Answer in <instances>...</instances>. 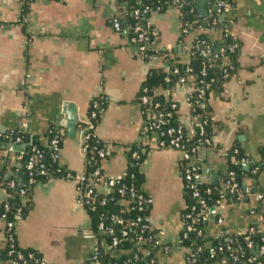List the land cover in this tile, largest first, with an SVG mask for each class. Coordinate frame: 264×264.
I'll list each match as a JSON object with an SVG mask.
<instances>
[{
	"label": "crops",
	"instance_id": "crops-1",
	"mask_svg": "<svg viewBox=\"0 0 264 264\" xmlns=\"http://www.w3.org/2000/svg\"><path fill=\"white\" fill-rule=\"evenodd\" d=\"M197 8L204 22L216 14L207 1ZM126 10V3L116 7L114 0H0V173L8 179L15 172L22 180L19 154L33 141L47 147L51 128L61 137L60 167L72 174L84 172L83 126L90 121L92 100L105 95V112L92 132L108 152L101 170L108 178L124 177L128 148H140V189L153 198L149 214L171 246L168 254L158 251L157 264H185L181 152L159 145L138 100L149 73L166 71L168 65L164 59L140 58L133 40L114 31L112 20ZM219 18L239 48L234 73L221 90L208 95L211 144L200 147L196 160L203 168V184L211 187L224 183L233 149L243 155L246 174L264 156V0H235L229 14ZM149 22L155 33L152 47L184 63L198 34L220 42L224 30L198 28L180 40V15L174 7L153 12ZM191 93L190 85L158 91L166 102L178 105L176 121L183 126L190 121ZM69 113L77 118L72 138L67 135ZM16 131L26 136L24 143L8 142ZM242 189L241 200H222L210 208L203 228L206 239L242 235L250 227L264 231V201L257 199L264 194V173L256 179L244 177ZM7 200L0 185V207ZM30 200V210L15 227L19 246L40 254L44 264H86L93 238L90 218L77 204L76 185L64 178L38 182ZM4 229L0 220V249L5 246Z\"/></svg>",
	"mask_w": 264,
	"mask_h": 264
},
{
	"label": "built area",
	"instance_id": "built-area-1",
	"mask_svg": "<svg viewBox=\"0 0 264 264\" xmlns=\"http://www.w3.org/2000/svg\"><path fill=\"white\" fill-rule=\"evenodd\" d=\"M33 0H24V3H31ZM140 1V0H138ZM123 0H114V6H118ZM182 5L181 0H173L172 6L178 11ZM214 6L216 8V14L218 16H226L231 11V5L222 0L215 1ZM153 12H160V8L157 7L155 10L145 8L143 11L136 10L134 15L136 19L140 16L147 14L150 15ZM115 17L112 20V28L116 32H122V27L120 25V18ZM210 24L216 26L217 21L211 20ZM151 29V24L149 19L142 25L137 24L134 28V32L137 34V49L139 52V57L149 61L158 62L164 59L158 54V51L151 48L150 53L147 48V43L149 41L148 30ZM154 36V31L152 32ZM224 38L230 40V46L228 48L229 53H234L239 48V43L237 39L231 34L229 29L223 30ZM206 44L205 42L203 43ZM213 43L205 46L204 61L202 62L201 75L204 77L207 73V68H214L216 62H220V68L223 70L225 78L230 76V73L234 71V66L230 62L229 58L225 54V49L219 48L217 53L212 51ZM185 73L189 76L182 77L178 80L175 85H190L192 88V93L188 98V106L190 110H200L204 111L208 108V91L210 84L204 81L200 82V88L196 89V83L194 78L190 76L191 68L189 62H185ZM168 69V68H167ZM174 73H178V70H174ZM166 83H170L169 77L165 79ZM141 96L139 97V104L142 108V113L147 112L150 117V128L159 137V145L161 147L171 148L181 152V169L182 178L185 185V192L190 194L193 204L190 206L188 211L184 214V229L183 234L180 239V243L189 239L191 234H195L196 237L192 241V247H188V255L185 264H195L197 262L198 254L202 252L203 248L197 245L198 239H204L205 235L201 229H197L196 226L199 223L206 222L208 220V213L211 208L209 202L203 198V193L206 195L211 194V189L207 188L202 191L203 185V168L196 160L197 147L185 148L183 144L184 133L186 136H193L194 129L199 128V135H204V127L207 125L206 121L200 120V116L190 115V121L188 126H183L179 124L177 127H167V121L171 118L172 114L178 109L176 103H169V112L166 109H162L160 103H155L153 101V96H149L148 91L143 89L141 91ZM158 94V91L155 95ZM108 103V98L105 95L97 96L92 100L91 109L89 114V123L84 128V144L83 152L86 156V164L95 163L99 167L90 174L85 171L78 174L67 173L65 180L71 181L76 185L77 190V204L81 207L86 214L88 212H95L99 207H105L108 203V196L115 194L119 200L127 199V204L125 205L120 216H111L109 218V224H104L100 221L97 227V231L93 232L91 229V234L93 238V247L87 258L86 264H103L101 258L103 254L109 253L110 256L119 258L123 254H127L126 249H122L124 244L130 241L129 230H134L135 237L132 239L134 241L133 248L137 249L134 255L126 259L123 264H138L143 258L146 260L145 264H157V253L162 251L164 254H168L171 251V246L166 244L164 241V232L155 230L154 222L149 214V210L154 203L151 196L146 195L141 189L136 188L134 181L136 180L135 174L131 171L138 169L140 170L142 160L140 158V148L136 146H130L128 148V170L127 174L121 178H108L101 170V162L107 156V150L103 146L97 151V160L88 158L89 153H93L88 141L93 135V125L92 122H96L98 118L105 112ZM92 131V132H91ZM20 139H16L15 142L11 143L13 145L19 144ZM204 146H209L211 144V139H204ZM49 148L53 151V159L58 161L60 159V142L57 139H53L49 142ZM31 156L28 158L26 169L28 171V176L31 178L30 181L33 182L32 177L34 176V171L37 169V175L46 176L45 167L43 165L44 154L41 150L33 147L31 150ZM238 154V150L234 149L233 156L230 158V165L236 166L239 162L235 158ZM23 152L19 154L18 160L23 157ZM240 162H245L241 160ZM129 183H126L125 180ZM14 187V184L11 185ZM221 198L216 202L219 204L222 200H226L228 196H235L237 200L242 199V191L240 189V184L236 180V174L234 171L228 172V179L220 186ZM23 197L22 199H24ZM257 199L264 201V194H258ZM113 200V199H111ZM137 211L138 216L134 220H127L123 215L125 211ZM21 210H18L20 214ZM4 217L2 218V220ZM221 222V220H219ZM7 231L12 233V224L6 225ZM256 233L255 227H250L247 232L238 236L223 235L216 240L224 239V242H219L217 247H212L210 244L205 245L204 248L208 249L209 259H218L221 254L225 251H231L230 260L233 264H264V239L260 244H255L252 240L247 238L244 239V244H240L237 237H250ZM109 238L107 241L103 237ZM11 235L9 236L10 239ZM236 237V238H235ZM243 237V238H244ZM13 252H10L12 254ZM17 257L19 260H23L24 256L22 253H18ZM40 264H44L43 261Z\"/></svg>",
	"mask_w": 264,
	"mask_h": 264
},
{
	"label": "trees",
	"instance_id": "trees-1",
	"mask_svg": "<svg viewBox=\"0 0 264 264\" xmlns=\"http://www.w3.org/2000/svg\"><path fill=\"white\" fill-rule=\"evenodd\" d=\"M24 1V0H23ZM173 0H123L124 3L127 5V10L123 12L122 17L120 18V25L122 27V32L126 33L131 40H133L134 44L137 45L136 37L137 34L134 32V28L137 24H144L148 19L150 15L144 14L140 16L139 19H136L134 12L136 10L143 11L145 8L153 9L155 10L157 7L160 8V12L166 11L168 8L173 7L172 6ZM182 5L179 10L180 15V22H181V31H180V40H183L187 34H190L191 32L196 31L198 28H201L203 30H209L211 28H217V27H223L225 30V24L224 22L220 21V18L217 14L213 16L211 19L201 20L198 13L197 3L199 0H181ZM215 1L218 0H207V2H210L211 4H214ZM224 2H227L228 4L233 7L235 0H222ZM26 9V6L24 10ZM211 20H216L217 24L216 26H212L210 24ZM153 30H148L149 35V41L147 43L148 51L151 50L152 45L154 43L155 35H152ZM223 35V34H222ZM206 43L205 45L203 43ZM213 43L210 38L207 37L204 32L202 34H198L193 42L192 49L189 54V64L191 68L190 76L194 78V82L196 83V89L200 88V82L204 81L206 83L210 84V88L208 91V95L211 92L219 91L223 88L225 82L227 79L234 73L233 71L230 73V76L228 78L224 77L223 70L220 68V62H216V66L214 68H207L206 76L201 75V69H202V62L204 61V50L205 46L208 44ZM220 46V47H219ZM230 46V40L228 38L222 37V40L220 42H214L212 51L214 53H217L219 48L225 49V54L229 58L230 62H232V65L234 66V71L236 69V58H237V51L234 53H229L228 48ZM150 53H153L149 51ZM158 54L164 58L168 65V69L162 70V69H156L152 70L148 78L145 80V82L142 84L141 91L143 89H146L148 91L149 96H153V101L155 103H160L162 109H166V112H169V103L165 101L164 97L160 94L155 93L159 90H171L175 84L178 82L179 79L182 77L189 76L185 73V63L181 61H173L169 57L168 53L162 50L158 51ZM178 70V73H174V70ZM169 77L171 82L166 83L165 79ZM141 91L139 93V97L142 95ZM139 99V98H138ZM146 109V108H145ZM142 108V110H145ZM145 118H147V112L144 114ZM192 116H200L202 121H206L207 125L204 127V135H199V128L194 129L193 136H186V133H184V142L185 148H192L197 147V151L200 149V147H205L203 144L204 139L208 138L211 139L212 134V116H211V110L208 106V108L204 111L200 110H192L191 111ZM150 123V122H149ZM93 128L96 125V122H92ZM179 126L178 122L176 121V114L173 113L171 118L167 121V127H177ZM86 126H83L85 128ZM93 131V130H92ZM91 131V132H92ZM60 135L58 131L55 128H51L50 132L47 134L48 139V146L47 147H41L38 144H36L34 141L28 145L23 152L22 159L19 160V167L22 175V180H19L17 175H14L15 172H12V176L8 179H6L4 176V173H0V185L6 189L8 193V200L0 207V220L4 217L2 220L4 222V236H5V246L0 249V264H40L42 261V257L37 252L30 250V249H23L19 246L16 240L15 236V227L16 224L20 219H22L27 212L31 208V197H32V190L36 183L47 181L52 178H66L67 173L65 172L59 165L58 161L54 160L52 155L53 151L49 148V142L53 139H57L60 142ZM8 142L13 143L16 141V139H20V143H24L26 141V136L19 133L18 131L12 133L11 135H8ZM89 146L94 149L93 153L88 154V158H92L93 160H97V151L103 148V143L98 141L95 137H91L88 141ZM33 147L38 148L41 150L44 154V160L43 165L45 167V172L47 175L40 176L37 175L38 170L36 169L34 171V176L32 177L33 182L30 181V177L28 176V171L26 169L28 158L31 156V150ZM136 148V146L134 147ZM234 149L230 152L228 156V172L234 171L236 174V180L240 184V189H242V181L244 177H249L256 179V177L259 174L264 173V156L262 162L259 164L253 165L251 167V170L248 174L242 171L241 166V160H243V155L238 151V154L235 156L237 161L239 162L236 166L230 165V158L233 156ZM140 153L141 160L143 159V155ZM264 155V154H263ZM99 165L95 163L86 164V170L85 172L87 174L93 173ZM5 172V171H3ZM133 174H135L136 180L134 181V184L136 185V188H141V176L139 174V170L135 169L131 171ZM228 179V175L225 179V181ZM224 181V182H225ZM126 183H129V181L126 179ZM14 184V187L11 185ZM207 188H210L211 194L206 195L203 193V198L206 199L210 206L213 207L216 205V202L220 200L221 198V190L220 186L218 187H211L209 185H202V191H205ZM25 197L24 199H22ZM185 198H186V204L187 209L185 213L188 211L190 206L193 204V201L191 200L190 194L188 192H185ZM113 199V200H111ZM228 200H237L235 196H228ZM108 203L105 207H99L95 210V212H88V216L90 218V224L91 229L93 232L97 231V227L100 221H103L104 224H109V218L111 216H120L122 215V211L125 210L124 207L127 204V199L119 200L117 195L112 194L108 196ZM18 210H21L20 214L18 213ZM126 217L127 220H134L138 213L137 211H125V214L123 215ZM264 223V222H263ZM12 224L13 229L12 233H9L7 231L6 225ZM196 228L199 230L201 229L203 231L204 228V222L199 223ZM204 233V231H203ZM130 234V241L126 242L122 249H126L127 254H123L121 257L116 258L110 256L109 253L103 254L101 261L103 264H123V262L131 257L132 255L137 252L136 248H133V243L135 237L134 230H129ZM11 235L10 239L9 236ZM196 237V235L193 233L189 236V239L186 241H183L181 245L185 247H192V241ZM237 237L239 239L240 244H244V239L247 238L249 240H252L255 244H260V242L264 239V231H259L256 229V233L250 237ZM104 239L107 241L109 240L108 237L104 236ZM236 238V237H235ZM219 242H224V239H198L197 245L202 247L203 250L201 253L198 254L197 262L195 264H233L230 260V253L231 251H225L223 254L220 255L218 259H209L208 255V249L204 248L205 245L210 244L212 247H217ZM10 252H13L10 254ZM22 253L24 256L23 260H19L17 257L18 253ZM146 260L143 258L138 264H145Z\"/></svg>",
	"mask_w": 264,
	"mask_h": 264
},
{
	"label": "water",
	"instance_id": "water-1",
	"mask_svg": "<svg viewBox=\"0 0 264 264\" xmlns=\"http://www.w3.org/2000/svg\"><path fill=\"white\" fill-rule=\"evenodd\" d=\"M207 0H199L197 5L202 6ZM77 128V118L72 115V113H69L68 119H67V135L68 137L72 138L76 132Z\"/></svg>",
	"mask_w": 264,
	"mask_h": 264
}]
</instances>
